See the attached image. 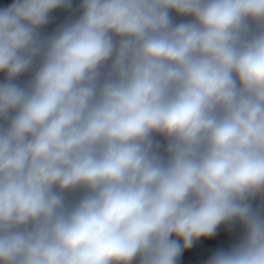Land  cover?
Returning a JSON list of instances; mask_svg holds the SVG:
<instances>
[{
	"label": "clouds",
	"instance_id": "9594fccd",
	"mask_svg": "<svg viewBox=\"0 0 264 264\" xmlns=\"http://www.w3.org/2000/svg\"><path fill=\"white\" fill-rule=\"evenodd\" d=\"M0 264H264V0H0Z\"/></svg>",
	"mask_w": 264,
	"mask_h": 264
},
{
	"label": "water",
	"instance_id": "95a60500",
	"mask_svg": "<svg viewBox=\"0 0 264 264\" xmlns=\"http://www.w3.org/2000/svg\"><path fill=\"white\" fill-rule=\"evenodd\" d=\"M218 239V241L220 242V243H225L226 241H224L222 238H217Z\"/></svg>",
	"mask_w": 264,
	"mask_h": 264
}]
</instances>
